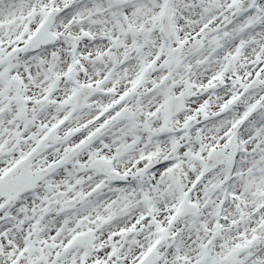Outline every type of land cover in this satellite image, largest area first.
Segmentation results:
<instances>
[{
  "label": "snow or ice",
  "instance_id": "snow-or-ice-1",
  "mask_svg": "<svg viewBox=\"0 0 264 264\" xmlns=\"http://www.w3.org/2000/svg\"><path fill=\"white\" fill-rule=\"evenodd\" d=\"M0 264H264V0H0Z\"/></svg>",
  "mask_w": 264,
  "mask_h": 264
}]
</instances>
